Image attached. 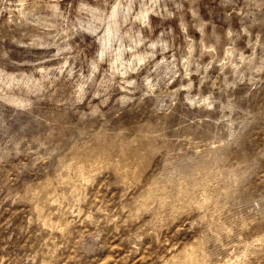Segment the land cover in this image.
<instances>
[{"label":"rangeland","instance_id":"374dc122","mask_svg":"<svg viewBox=\"0 0 264 264\" xmlns=\"http://www.w3.org/2000/svg\"><path fill=\"white\" fill-rule=\"evenodd\" d=\"M0 264H264V0H0Z\"/></svg>","mask_w":264,"mask_h":264}]
</instances>
